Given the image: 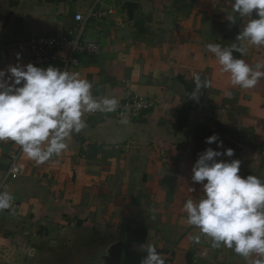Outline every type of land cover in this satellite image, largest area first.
<instances>
[{"label":"crops","instance_id":"crops-1","mask_svg":"<svg viewBox=\"0 0 264 264\" xmlns=\"http://www.w3.org/2000/svg\"><path fill=\"white\" fill-rule=\"evenodd\" d=\"M77 13L85 18L83 38L101 49L67 71L89 79L95 96L121 102L135 95L153 105L134 119L85 114L87 127L44 163L0 141V191L12 196L11 207L0 211V264H47L60 242H80L73 236L79 230L92 231L100 244L76 263L101 245L111 251L119 244L117 264H141V245L153 244L165 264H246L232 249L213 248L182 207L204 194L191 169L208 147L231 148L232 157L217 159L239 160L241 177L264 180V78L251 89L231 86L205 46L235 43L245 52L233 56L250 65L264 62V47L236 40L245 21L231 0H0V70L30 63L16 41L80 28ZM65 55L42 68L63 71L58 58ZM193 72L208 82L197 100L189 97ZM213 134L223 147L205 142ZM11 152H19L22 166L15 179L4 178ZM140 228L145 239L127 242V231ZM197 235L193 243L189 237Z\"/></svg>","mask_w":264,"mask_h":264},{"label":"clouds","instance_id":"clouds-1","mask_svg":"<svg viewBox=\"0 0 264 264\" xmlns=\"http://www.w3.org/2000/svg\"><path fill=\"white\" fill-rule=\"evenodd\" d=\"M231 5L233 12L245 21L236 40L264 47V0H231ZM228 20L235 23L236 18ZM205 47L221 66L220 71L229 74L231 86L251 89L264 78V62L250 65L234 57V51L242 55L245 52L235 43H209ZM192 82L194 88L189 97L197 100L208 82L201 80L199 72L192 73ZM92 87L91 81L81 78L78 72L51 65L42 68L17 63L6 71L0 70V141L15 142L37 163L60 155L73 134L87 127L85 114L115 112L118 107L114 96H95ZM226 95L231 97L232 93L228 91ZM205 142L223 147L216 134ZM233 155L231 148L221 152L211 147L198 154L191 180L202 184L204 194L187 199L182 211L189 225L211 239L213 248L223 245L243 257L246 264H264V180L255 175L241 177L239 160L217 159ZM11 201L10 193L0 191V211L9 209ZM189 239L199 243L200 237ZM141 246L146 252L141 264H165L153 244Z\"/></svg>","mask_w":264,"mask_h":264},{"label":"built area","instance_id":"built-area-1","mask_svg":"<svg viewBox=\"0 0 264 264\" xmlns=\"http://www.w3.org/2000/svg\"><path fill=\"white\" fill-rule=\"evenodd\" d=\"M108 9L106 13H111ZM74 20L81 24L80 28H73L58 34H39L27 39L19 40L14 45L19 49L23 59L37 67H42L57 58L60 52H66L64 57H59L63 70L78 64L81 55H96L101 46L98 42L83 38V24L85 18L77 13ZM153 105L150 99L127 95L118 102L114 112L120 119H134L140 117ZM19 152L10 153V164L4 178L15 179L19 176L22 166L18 162Z\"/></svg>","mask_w":264,"mask_h":264},{"label":"rangeland","instance_id":"rangeland-1","mask_svg":"<svg viewBox=\"0 0 264 264\" xmlns=\"http://www.w3.org/2000/svg\"><path fill=\"white\" fill-rule=\"evenodd\" d=\"M73 236L74 240H80V242H60L58 246L47 254V264H102V262L103 264H107L109 262L110 250L108 251L101 245V248H96L95 251H91L87 255L81 256L78 263H76L80 253H84V251L89 250L93 245L97 246L100 243L92 240H96L98 237L90 230H79ZM104 255L105 258L103 260L102 257ZM39 263L40 262L36 261V264Z\"/></svg>","mask_w":264,"mask_h":264},{"label":"trees","instance_id":"trees-1","mask_svg":"<svg viewBox=\"0 0 264 264\" xmlns=\"http://www.w3.org/2000/svg\"><path fill=\"white\" fill-rule=\"evenodd\" d=\"M145 236H146V230L144 228H140L136 230L129 229L127 231L126 240L127 242L131 240L143 241L145 239ZM188 260L190 261L189 255H188Z\"/></svg>","mask_w":264,"mask_h":264},{"label":"water","instance_id":"water-1","mask_svg":"<svg viewBox=\"0 0 264 264\" xmlns=\"http://www.w3.org/2000/svg\"><path fill=\"white\" fill-rule=\"evenodd\" d=\"M119 251H120V245L119 244L114 246L113 249H111L109 262L107 264H117V262L119 260Z\"/></svg>","mask_w":264,"mask_h":264}]
</instances>
